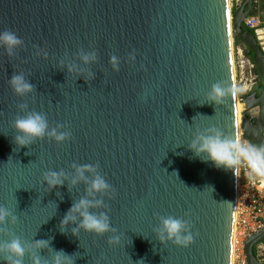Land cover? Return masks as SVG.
Segmentation results:
<instances>
[{"label":"water","instance_id":"1","mask_svg":"<svg viewBox=\"0 0 264 264\" xmlns=\"http://www.w3.org/2000/svg\"><path fill=\"white\" fill-rule=\"evenodd\" d=\"M255 2L243 0L231 16V0H0V32L23 41L11 55L0 48V207L15 217L0 226V244L48 240L35 252L41 264H52L59 250L73 264H233L238 175L194 158L188 144L210 127L238 143L233 29L263 83L260 96L241 98L242 137L264 147V48L260 31L244 28ZM86 53L95 61L84 64ZM14 75L32 93L15 95ZM215 84L225 96L208 104ZM31 112L70 138L18 147L14 122ZM85 164L110 185L93 197L103 201L94 211L108 215L119 245L108 243L113 233L73 236L78 219L60 231L68 210L86 198L83 183L70 186L73 166ZM53 171L68 179L49 189L43 175ZM167 216L188 222L189 247L158 239ZM262 243L264 227L245 244L247 264H263L254 253Z\"/></svg>","mask_w":264,"mask_h":264},{"label":"clouds","instance_id":"2","mask_svg":"<svg viewBox=\"0 0 264 264\" xmlns=\"http://www.w3.org/2000/svg\"><path fill=\"white\" fill-rule=\"evenodd\" d=\"M22 43L23 41L14 32L7 30L0 32V48H3L9 55ZM95 59V53L81 55L84 64L94 62ZM110 63L114 70H118L119 62L116 56L110 58ZM73 70L74 66L69 67L70 72ZM9 84L17 96L23 97L33 91L32 84L23 75H14ZM224 96V88L220 84H215L208 93V104H218ZM14 128L17 132L15 144L20 148H25L34 141L42 140L45 137L54 140L57 144H61L70 138V133L58 131L55 128L49 129L47 118L39 112H31L17 118L14 122ZM188 150L194 158L201 162L211 163L216 169L231 171L234 176L238 175L239 165L244 162L250 169V174L264 179V147L253 148L235 143L216 128L197 130L188 144ZM73 167L75 174L71 178L70 186L74 187L78 183H83L86 186V198L80 199L68 210L60 224L61 233L70 223H76L78 219L77 227L72 232L73 236L81 230L98 237L113 233L108 243L119 245L121 237L114 234L115 229L112 228L108 215L94 211V209L102 206L103 201L93 199V197L108 193L110 185L93 165H74ZM66 179L68 177L63 172L53 171L43 175V180L49 189L63 186ZM10 218V222L15 223V217H12L11 212L0 207V226L4 225ZM157 236L161 242H171L181 248H187L194 242L188 222L174 216L161 218ZM49 243L48 240H36L26 247L19 238H13L7 243L0 244V257H3L2 264H24L25 255L29 251H32L31 264H41V259L35 252L47 249ZM52 264H73V260L63 250H59L55 253Z\"/></svg>","mask_w":264,"mask_h":264},{"label":"built area","instance_id":"3","mask_svg":"<svg viewBox=\"0 0 264 264\" xmlns=\"http://www.w3.org/2000/svg\"><path fill=\"white\" fill-rule=\"evenodd\" d=\"M245 27L257 31L261 21L257 16L245 20ZM238 144L250 146L251 142L238 136ZM264 227V179L250 174V169L241 162L237 180L235 226L233 236V264H247L245 244ZM256 248V256L264 263V243Z\"/></svg>","mask_w":264,"mask_h":264},{"label":"rangeland","instance_id":"4","mask_svg":"<svg viewBox=\"0 0 264 264\" xmlns=\"http://www.w3.org/2000/svg\"><path fill=\"white\" fill-rule=\"evenodd\" d=\"M233 0H231V16L233 10ZM258 6V7H257ZM256 15L261 21L260 32V43L262 47L264 46V0H257L255 7ZM232 22V17H231ZM234 31L232 29V50H233V77H234V87L236 93V101L238 105L242 106L240 112H238V128L240 129V134H242L241 129V119L242 113L244 111V105L241 100L242 97L248 95V93L255 86L257 79L259 78L256 73V67L252 64L250 58L243 51L241 46L235 44ZM262 39V40H261ZM264 48V47H263Z\"/></svg>","mask_w":264,"mask_h":264},{"label":"trees","instance_id":"5","mask_svg":"<svg viewBox=\"0 0 264 264\" xmlns=\"http://www.w3.org/2000/svg\"><path fill=\"white\" fill-rule=\"evenodd\" d=\"M234 1H236V0H233V2H234ZM233 4H234V5H233V10H232V12H233V14H235V13L237 12V9H236L235 3H233ZM251 15H252V16L256 15V12L253 11ZM244 28H245L246 31H248V32H250V33H254L253 30H249V29H247L245 26H244ZM234 38H235V44L238 46L237 38H236V37H234ZM249 58H250L252 64H253V65L256 67V69L258 70V68H257V66H256V63H255L254 55L250 56ZM258 77H260V76L258 75ZM262 89H263V83L261 82V83H259V85L255 88V92H257V97L260 96V94H261V92H262ZM254 253H255V255H256V248H254Z\"/></svg>","mask_w":264,"mask_h":264},{"label":"flooded vegetation","instance_id":"6","mask_svg":"<svg viewBox=\"0 0 264 264\" xmlns=\"http://www.w3.org/2000/svg\"><path fill=\"white\" fill-rule=\"evenodd\" d=\"M256 3V2H255ZM255 7H256V4H255ZM245 53H246V51H244ZM248 56V55H247ZM252 56V55H251ZM250 56H248V58H249ZM259 83H261L260 82V77L257 79V82H256V84H255V86L253 87V89L251 90V93L250 94H252V93H254L255 92V88L259 85ZM250 94H248V95H250Z\"/></svg>","mask_w":264,"mask_h":264},{"label":"crops","instance_id":"7","mask_svg":"<svg viewBox=\"0 0 264 264\" xmlns=\"http://www.w3.org/2000/svg\"><path fill=\"white\" fill-rule=\"evenodd\" d=\"M233 3H235V6L236 7H240L241 5H242V3H243V0H236V1H234ZM256 4H257V0H256ZM258 7V6H257ZM258 17V16H257ZM251 93V91L248 93V94H250ZM264 264V263H263Z\"/></svg>","mask_w":264,"mask_h":264},{"label":"bare ground","instance_id":"8","mask_svg":"<svg viewBox=\"0 0 264 264\" xmlns=\"http://www.w3.org/2000/svg\"><path fill=\"white\" fill-rule=\"evenodd\" d=\"M261 32V31H260ZM262 40V39H261ZM264 43V42H263ZM262 44V43H261ZM264 45V44H263ZM264 47V46H263ZM242 109V106L241 105H238L237 104V112H240V110ZM241 135L240 134V129L238 128V136Z\"/></svg>","mask_w":264,"mask_h":264}]
</instances>
